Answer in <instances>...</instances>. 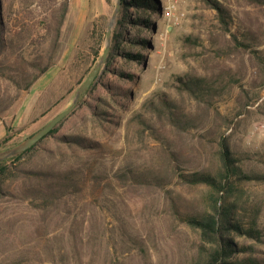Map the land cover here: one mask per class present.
<instances>
[{
  "label": "rangeland",
  "instance_id": "374dc122",
  "mask_svg": "<svg viewBox=\"0 0 264 264\" xmlns=\"http://www.w3.org/2000/svg\"><path fill=\"white\" fill-rule=\"evenodd\" d=\"M115 1L68 0L48 71L20 92L0 77V100L12 102L0 113V153L71 106L106 49ZM214 1L228 14L226 26L203 0H157L159 17L142 16L151 20L148 29L127 28L147 40L145 48L125 46L143 60L117 56L107 67L108 49L91 94L82 93L55 135L16 162L13 188L37 187L27 178L32 173L72 169L77 177L74 188L47 208L30 191L0 199V264H204L209 245L175 209L212 213L217 195L205 185L181 184L174 166L215 173L216 140L223 136L245 172L264 175V0ZM62 2L0 0L6 24L28 26L27 33L17 30L23 41L13 37L14 57L45 56L52 34L44 23ZM120 70L132 77H120ZM185 76L211 88L208 103L180 93L176 77ZM105 84L129 98L111 100ZM162 94L183 114L182 129L156 111ZM99 98L107 102L104 115L95 114ZM227 196L244 223L256 219L257 238L230 235L240 253L225 262L264 264V182L235 183Z\"/></svg>",
  "mask_w": 264,
  "mask_h": 264
},
{
  "label": "trees",
  "instance_id": "16d2710c",
  "mask_svg": "<svg viewBox=\"0 0 264 264\" xmlns=\"http://www.w3.org/2000/svg\"><path fill=\"white\" fill-rule=\"evenodd\" d=\"M203 1L217 11L220 23L226 26L228 14L223 6L214 0ZM68 8V0H63L60 9L57 10V14L55 15L54 12L50 13L51 19L45 20L44 27L52 34L51 39H49L48 50L45 56L38 55L32 60H25L22 54H18L15 57L13 56L15 53L13 37L18 36L19 39L23 41V33L17 30L21 26L23 32L27 33L28 26L25 27V24L20 21L10 26L2 20L0 15V61L3 59V63H7L5 67L3 66V69L0 64V77L9 81L17 92L28 90L53 65L59 45L61 27L65 21ZM145 13H156L157 16L159 15L157 0H120L116 22L110 36L109 53L105 61L107 67L117 56H121L124 62L128 60H143V56L140 52L133 53L126 50L125 46L129 44L132 46H140L141 48L147 47V40L144 37H137L136 34L127 31L128 27L135 26H144L148 29L152 23L148 17H142ZM119 65L121 66V64ZM118 72L120 77H132L131 74H126L121 70ZM101 73L102 71L99 70L97 76H95L88 89L83 92L82 95L91 94L99 82ZM176 80L181 85L177 86L180 93H187L189 96L197 98L203 103H208V101H210L211 88L199 78L185 76L183 78L176 77ZM82 83L84 82H81V84ZM103 88L109 93L111 100L129 98L128 94L130 93L121 88L108 86L107 84H105ZM97 99L98 98H94L95 101H97ZM99 99L100 104H97L96 108L100 112H95V114L104 115L105 112L103 109L104 106L107 105V102L104 99ZM11 103V101L7 103L5 100H0V113L7 110ZM156 106V111L162 112L172 126L182 129L181 125L184 124L183 114L176 110L172 101L162 94L158 97ZM119 111H122V108H119ZM68 115L57 123L42 140L55 135L68 118ZM42 140L25 152L0 162V199L13 193L21 194L25 193V191H30L33 197L32 200L41 201L42 207L47 208L54 200L60 199L66 191H70L74 188V179H76L77 174L72 169L62 173L44 171L28 174L27 178L29 180L39 182L37 187L29 189L25 187L13 188V175L18 171L16 162L33 150ZM216 141L219 167L216 169L215 173L207 171L184 173L179 166H174V174L181 184L188 186L205 185L217 195L216 199L213 201L212 213L206 212L199 215H186L179 214L175 209L176 214L181 217L185 224L199 232L203 244L209 245L205 254L204 264H228L225 260L240 253V248L231 240L230 235H246L250 238H257L255 230L256 219L252 218L249 223H244L235 211L237 208L236 202L228 203L226 198L228 194L230 195V191L233 189L235 183L251 180L264 182V175H254L243 170L240 166L241 161L239 156H236L230 149L225 137L219 136ZM172 159L175 161V157H172ZM132 177L135 178L134 175ZM137 179L141 180L143 183L147 181L139 177H137ZM155 185H160V183ZM20 186L24 185L20 184ZM163 186L164 185H162V187ZM255 263L256 262L252 260L245 262V264Z\"/></svg>",
  "mask_w": 264,
  "mask_h": 264
},
{
  "label": "water",
  "instance_id": "95a60500",
  "mask_svg": "<svg viewBox=\"0 0 264 264\" xmlns=\"http://www.w3.org/2000/svg\"><path fill=\"white\" fill-rule=\"evenodd\" d=\"M119 7H120V0H116L115 1V8H114L113 15H112V19H111V22H110V24L108 26L107 32H106V42H107L106 49L103 52V55L101 56V58H100L99 62L97 63V65L94 67L93 71L90 73L88 78L84 81V83L77 90L76 95L74 97V100H73L71 106L68 109H66L65 111H63L60 114H58L57 116H55L54 118H52L45 126L40 128L37 132H35L33 135H31L28 138H26L24 141H22L21 143H19L15 147L10 148V149L5 150L4 152L0 153V162L6 160L8 158L17 156V155L25 152L26 150L30 149L31 147H33L40 140H42L52 130V128L57 123H59L70 112L73 111L79 96L88 89V87L90 86V84L94 80L95 76L97 75V72L99 70L100 64L104 61L106 53H107V51L109 49L111 26H112V23H113L116 15L118 14Z\"/></svg>",
  "mask_w": 264,
  "mask_h": 264
}]
</instances>
